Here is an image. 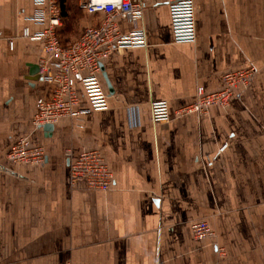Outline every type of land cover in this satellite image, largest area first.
Wrapping results in <instances>:
<instances>
[{
  "label": "crops",
  "instance_id": "0c3cea01",
  "mask_svg": "<svg viewBox=\"0 0 264 264\" xmlns=\"http://www.w3.org/2000/svg\"><path fill=\"white\" fill-rule=\"evenodd\" d=\"M194 2L195 43L175 42L159 1L137 21L120 19V31H143L146 46L102 63L108 110L45 131L33 119L52 86L31 71L48 56L23 37L43 30L32 20L39 6L0 0V264H264V0ZM79 3L60 0L63 46L102 19ZM250 66L258 74L227 108L176 115L198 87L219 91L224 74ZM77 92L78 109L88 108ZM156 101L168 102L169 121H154ZM21 138L45 149L43 165L8 159ZM88 150L114 175L107 192L71 183L70 164ZM201 220L213 237L194 238Z\"/></svg>",
  "mask_w": 264,
  "mask_h": 264
},
{
  "label": "built area",
  "instance_id": "2783aa9c",
  "mask_svg": "<svg viewBox=\"0 0 264 264\" xmlns=\"http://www.w3.org/2000/svg\"><path fill=\"white\" fill-rule=\"evenodd\" d=\"M154 1L168 5L175 42L195 43L197 31L194 0H80L81 10L89 15H101L102 19L97 26L86 28L77 40L67 46L62 45L58 33L62 26L60 0H35L39 11L32 20L42 26L43 30L31 33L25 29L23 37L42 43L48 58L39 63L38 75L52 86L49 96L37 100L33 119L36 127L55 126L64 119H79L89 111L108 110L102 63L115 50L146 46L143 31L124 35L118 21H137L142 18L145 6ZM7 45L13 50L12 40ZM258 72L255 66L228 72L223 76V88L219 91L209 93L203 87H198L195 102L178 110L176 115L201 116L212 107L227 108L234 94L238 90L248 89ZM78 85L83 88L89 101L86 109H78ZM151 107L155 122L170 120L167 101L153 102ZM7 157L14 163L32 165H43L47 159L45 149L33 145L27 138L16 141ZM70 179L72 184L85 180L89 190L107 192L113 185L114 175L99 151L88 150L70 164ZM191 231L198 240L214 236L204 220L193 222Z\"/></svg>",
  "mask_w": 264,
  "mask_h": 264
},
{
  "label": "water",
  "instance_id": "95a60500",
  "mask_svg": "<svg viewBox=\"0 0 264 264\" xmlns=\"http://www.w3.org/2000/svg\"><path fill=\"white\" fill-rule=\"evenodd\" d=\"M102 70H103V67H102ZM37 72H38V69L36 67L34 69V71H31V74H34V73H37ZM103 77H104L105 81L107 82V84L109 86V90L110 91H113V89H112V87H111V85H110V83L108 81V78H107L106 74L103 73ZM37 78L39 79V76H37ZM53 127H54L53 125H46L43 128H44L45 131H52L53 130Z\"/></svg>",
  "mask_w": 264,
  "mask_h": 264
}]
</instances>
